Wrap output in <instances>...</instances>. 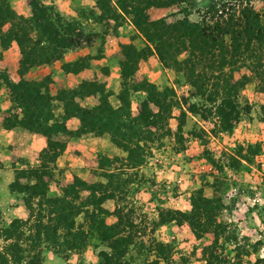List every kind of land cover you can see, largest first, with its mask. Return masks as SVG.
I'll return each instance as SVG.
<instances>
[{
  "label": "rangeland",
  "instance_id": "374dc122",
  "mask_svg": "<svg viewBox=\"0 0 264 264\" xmlns=\"http://www.w3.org/2000/svg\"><path fill=\"white\" fill-rule=\"evenodd\" d=\"M113 2L109 0V5L113 6ZM19 4L16 0L12 5L16 14L24 12ZM46 4L84 34L94 36L90 45L94 46V59L105 60L118 42L127 44L135 36L126 19L112 22L106 18V0H47ZM206 4L207 0H194L193 9L201 10ZM253 7L261 9L257 1ZM174 12L175 8H170L160 14L149 11L148 15L152 20L168 17L172 21ZM190 19L196 16L192 14ZM132 44L138 51L143 49L139 38H134ZM9 58L0 56V67L9 65ZM19 60L18 57L17 65ZM144 61L146 64H142ZM144 61L138 63L132 77L123 81L122 104L117 107L120 120L116 121L108 111L110 103L98 104L101 117L89 114L85 119L86 129L94 137L103 130L105 135L99 136V141L89 138L85 142L77 151L74 167L67 168L61 160L56 165L49 163L54 149L43 156L42 167L49 170L41 178L46 187L19 189L16 184L32 182L24 179L29 172H21L31 168L13 161L6 165L0 162V229L14 219L32 220L38 213L47 217L51 209L48 202L62 197L63 188L74 182L73 175L79 170L80 181L94 183L99 194L110 193L113 197L103 202L94 225L109 226L120 215L127 224L134 225V246L129 248L126 264H264V77L250 78L234 103L238 116L231 115L223 124L216 113L222 99L207 103L206 92L196 95V85L192 87L193 83L162 70L154 56ZM99 71L105 73V69ZM0 90L7 99L5 87L1 85ZM191 105L197 114L188 111ZM18 170L21 171L15 174ZM16 178L21 179L10 185ZM67 191V200L75 208H84L89 191L76 186V199L69 195L70 189ZM39 192L44 196L36 198ZM200 198L206 202L198 204L203 216L196 222L201 229L190 223L193 220L170 215L177 212L187 217ZM210 214L212 221L208 219ZM166 215L175 221L159 223L169 218ZM74 222L76 228L87 230L85 215H77ZM22 231L20 240L28 234L24 228ZM108 236H112L111 231ZM99 238L95 231L88 235L87 246L79 252H60L40 245L42 264H99L100 252H109ZM19 243L24 264L30 243ZM5 244L8 241L0 239V251ZM157 246L164 248L161 254Z\"/></svg>",
  "mask_w": 264,
  "mask_h": 264
},
{
  "label": "trees",
  "instance_id": "16d2710c",
  "mask_svg": "<svg viewBox=\"0 0 264 264\" xmlns=\"http://www.w3.org/2000/svg\"><path fill=\"white\" fill-rule=\"evenodd\" d=\"M25 1L29 8L28 17L16 14L7 0H0V49L5 50L11 43L15 44L20 59L17 65L19 77L35 66L48 65L59 60L65 51L89 47L93 43L94 36L84 34L75 24L65 21L46 4L47 0ZM254 1L260 3V10H255ZM106 2L108 3L105 6L106 18L109 17L108 19L112 22H116L119 18L120 20L126 19L135 33L127 44L118 46L120 51L118 75L121 86L117 96L119 104H122L123 81L132 77L138 63L149 56L156 58L162 70L172 72L175 78L178 75L183 80L193 83L192 87L196 85L198 89L196 95L202 96L206 92L207 103H214L217 98L222 99L221 107L216 108V113L223 124L228 123L231 115L237 114L238 116L234 103H236L239 91L249 82L250 78L262 79L264 77V0H207V4L201 10L193 9L194 0H114L113 6L109 5V0ZM170 8H175V12L171 14V17H175L172 21H168V17L154 20L149 18L148 11L151 9L167 10ZM192 14L196 16L195 20L190 19ZM134 38L142 41L143 49L136 50L132 44ZM1 85L7 90L10 103L20 111L21 117L16 124L31 133L43 136L47 143L45 150L39 155L38 167L15 172V174L20 171L29 172L30 178L24 179L32 180V182L16 185L22 190L36 189L42 185L46 187V182H42L41 178L44 177L48 168L42 167V158L46 153H50L49 149H54L55 153L51 150L52 154L48 158L49 163L53 164L64 147L63 143L51 140V135L56 136L59 133L72 137L80 132L93 134L91 130L86 129L85 119L89 114L93 116L97 114L98 117L102 115L98 105L90 110H84L79 108L75 99L98 96V104L108 105V96L104 93L102 85L96 82H86L76 89L59 91L57 99L63 104L65 116H74L80 122L78 131L67 132L63 124L48 125L52 118L51 99L47 94L40 92L42 83L37 84L22 79L17 83H11L5 72L0 69ZM108 111L116 121L120 120L119 108L113 109L109 106ZM188 111L197 114L193 105L188 108ZM16 117L11 114L3 120V126L5 128L16 126ZM140 120L145 123L146 118L141 115ZM102 122L105 125L103 118ZM104 132L103 130L96 135H105ZM105 159L107 160L106 157ZM19 179L21 178L14 179L10 185L19 182ZM73 181L63 188L65 192L61 198L48 202L51 209L47 211V217L38 213L32 220L21 222L14 219L6 228L0 229L1 241H8V244L1 247L0 264H21L23 262L21 254L23 248L19 243L21 241L30 243L27 246V260L24 264H42L40 250L43 247L54 248L60 252H79L87 246V237L94 231L99 233L101 245L109 250V252L104 250L100 252L99 264L127 263L126 255L129 254V248L134 246L131 239L135 233L134 225L127 224L126 219L115 212L114 214L121 217L117 216L114 224L94 225L103 202L113 197L110 193L101 192L99 194L94 189V183L86 184L77 177ZM76 186L85 187L89 191L84 208L82 206L75 208L70 200H67V189H70L69 195L76 199L73 192ZM34 196L41 198L44 193L39 192ZM202 202L205 201L201 198L196 200L187 217L177 212H170L172 213L170 215L184 216L187 220H193L194 222L190 223H195L196 227L201 229V225H198L196 221L203 216L199 212L198 205ZM88 208H90L89 211H87ZM80 214L85 215L87 219L86 231L75 226L74 218ZM43 217H46L45 222L42 221ZM209 218L212 221L211 214ZM159 221V223H167L175 219L169 217ZM23 228L28 231V234L25 233L24 239L20 240L24 235ZM108 231H111L112 236H108ZM163 250L162 246L156 247L158 254H161ZM144 264L157 263L145 261Z\"/></svg>",
  "mask_w": 264,
  "mask_h": 264
},
{
  "label": "crops",
  "instance_id": "0c3cea01",
  "mask_svg": "<svg viewBox=\"0 0 264 264\" xmlns=\"http://www.w3.org/2000/svg\"><path fill=\"white\" fill-rule=\"evenodd\" d=\"M18 3H21L19 5H21V7L23 6L22 9L24 12H19L17 14L28 17L29 8L25 0H17V4ZM13 4H16V0L10 3L9 6L11 9L13 8ZM165 10L166 9H151L149 11L160 14L164 13ZM113 44L114 41L111 42V45ZM118 44L119 42L117 43V48L112 49V56L109 54L105 57V60H97L92 57L94 46L76 48L65 51L59 60L48 65L35 66L29 69L22 77H19L17 74V60L19 54L15 44L11 43L7 49H0L1 58L10 57L9 60H11V63L5 65L4 68L0 67V69L6 70H4V72L11 83H17L21 79L37 84L42 83L40 92L42 94H47L51 99L50 111L52 118L48 122V125L63 124L67 132H76L80 128V122L74 116H65L63 104L57 99V94L59 91L76 89L82 83L96 81L102 85L104 93L108 96L107 100L110 106L112 108H117L119 104L117 96L120 90L118 71H115L116 61L120 59ZM150 58L154 60L153 57ZM146 62L147 61H144L142 64H146ZM99 68L105 69V73L100 72ZM3 96H5V93L3 90H0V162L6 165L13 161L15 164L22 163L29 168H36L40 161L39 155L46 148V139L39 134L31 133L17 125L16 123L19 122L21 117L20 111L14 108L9 102L8 97L6 99L3 98ZM110 99L113 100V103H111ZM75 103L81 109L90 110L98 105V96L76 98ZM11 114L17 116L15 120L16 126L5 128L3 126V120L8 118ZM51 136V140L59 141L64 144L63 151L55 159L54 164L56 165V163L61 160L62 164L66 165L67 168L74 167L75 159L78 157L76 154L79 153L77 151H81V148H83L85 142L89 140V138H92L93 141H95L94 139L98 141L101 139L99 136L94 137L92 133L82 132L72 137L59 133L56 136ZM75 173L76 174L73 176L79 178V170ZM71 178L72 174L70 175V181Z\"/></svg>",
  "mask_w": 264,
  "mask_h": 264
}]
</instances>
